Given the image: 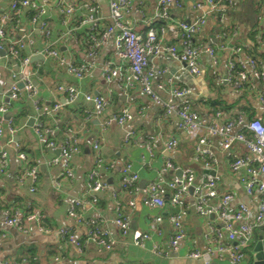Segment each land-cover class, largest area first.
<instances>
[{
	"label": "crops",
	"instance_id": "0c3cea01",
	"mask_svg": "<svg viewBox=\"0 0 264 264\" xmlns=\"http://www.w3.org/2000/svg\"><path fill=\"white\" fill-rule=\"evenodd\" d=\"M15 1L20 0H0V27H5L9 36L25 44L22 54L31 58L36 95L33 98L22 91L17 100L9 98L13 71L19 69L20 62L6 52L0 62V105L5 107L1 115L4 134L0 149L8 152L7 166L4 171L0 170V260L21 261L23 264H206L201 259L191 258L189 253L206 249L209 244L206 234L215 217L199 214L193 198L189 197L190 210L184 219L186 238L174 250L170 243L174 233L171 219L174 207L168 199L162 208L148 207L143 203L145 189L152 182L170 180L174 176L172 171H164L166 163L171 161L175 165L178 169L175 175L180 169L189 168L198 179L208 174L216 176L219 192L233 194L228 207L230 218L241 205L255 214L262 195L247 194L240 179L241 173L231 167L234 159L249 154L242 142L236 141L231 148L223 149L220 137L208 136L203 149L210 148L214 159L207 157L211 166L206 167L205 160L196 150L200 136L180 129L177 111L167 114L163 102L173 98L178 104L180 100L172 97L170 92L186 88L191 91L192 107L200 114L204 126L211 123L217 111L223 112V123L240 115L246 121L251 116L264 121V80L253 79L241 88H235L225 80L232 59L248 63L250 50L257 56L264 53V0H222L219 4L220 21H216L214 16L218 11L211 6L197 8L199 0H180L181 7L168 5L169 25H177L179 21L191 23L206 16L207 23L195 35L194 42L205 50L215 48L217 54L216 57L208 51L201 54L200 75L189 73L166 51L156 55L151 67L166 69L165 73L157 74L153 82L162 102L146 95L140 84L125 88L118 80L105 78L109 62L114 66L125 62L118 54L114 34L98 47H93L85 34L90 29L83 24L87 13L83 7L85 0H76L78 8L70 17H66L61 8L65 1L71 0L52 2L46 14L39 17L46 20L49 34L40 21L33 22L41 0H29L28 6L17 9L12 8ZM96 1L102 17L99 30H102L111 22L110 0ZM141 1L143 12H137L133 7L123 19L145 35L160 0ZM178 33L168 31L161 40L162 44L178 45ZM235 46L240 48L236 54ZM50 48L59 52L65 65L44 53ZM39 55L44 58L32 61ZM257 59L264 65L263 59ZM87 62L92 63V67L84 78L79 79L68 72L69 64ZM60 87H75L81 93L106 96L109 106L105 115H95L92 104L83 95L74 103H67L68 95ZM219 101L235 106L229 112L215 109L212 103ZM58 104L61 106L56 108ZM124 109L132 112V121L103 128L106 117ZM39 122L49 142H54L55 146L39 139L35 130ZM10 126L14 128L13 132H10ZM243 131V126L236 124L232 134ZM173 137L178 139L179 145L175 151H169L166 142ZM68 140L79 148L69 161L62 155V147ZM20 153H24L26 159H21ZM128 166L131 172L139 175V179L134 185L125 187L122 179ZM69 167L73 177L67 175ZM31 168L37 171L35 180L26 174ZM94 170H98L99 180L106 185L96 193L97 202L93 201L94 195L89 187ZM74 201L77 216L69 213ZM118 208L129 221L127 235L116 224ZM9 212L27 231L19 225L5 223ZM33 213L42 217V224L49 231L40 229V221H26ZM158 216L162 221L157 223L155 218ZM249 222L251 220L246 217L234 221L237 226ZM65 228L71 230L72 237L62 233ZM136 232H147L150 237L137 245L133 238ZM100 239L112 241L111 248L100 245ZM259 241H264V226L254 229L253 241L239 264H255L258 259L264 262V247L259 253L255 251ZM210 264L232 263L226 259H213Z\"/></svg>",
	"mask_w": 264,
	"mask_h": 264
},
{
	"label": "built area",
	"instance_id": "2783aa9c",
	"mask_svg": "<svg viewBox=\"0 0 264 264\" xmlns=\"http://www.w3.org/2000/svg\"><path fill=\"white\" fill-rule=\"evenodd\" d=\"M56 0H41V5L37 15L33 16V22H41L42 27L46 30L47 22L45 19H40L45 15L50 4ZM136 0H110V23L102 30L100 28L102 17L100 15L99 6L96 0H85L83 7L85 8L86 16L83 24L89 27L92 31L89 38L93 47H98L110 35H115V44L119 56L125 62V66H114L111 62L108 63L104 75L108 81L118 80L123 87L129 88L135 84H140L142 91L157 102H162L160 96L154 89V78L157 74L166 72V69L155 70L151 67L152 59L162 51L168 52L175 60L179 61L192 75H200L202 68L200 65V57L204 51L212 57H216L217 51L215 48L208 47L206 50L203 46L194 42V37L199 33L207 23V17L203 16L194 22L179 21L177 25L168 24L171 14L168 5L176 4L181 7L180 0H160L159 7L155 11L151 25L145 35L139 33L135 28L124 22V14L135 7L137 12H143V1ZM222 0H199L196 3L197 8H202L204 5L211 6L214 10L219 11ZM29 0L15 1L12 8L17 9L19 6H28ZM219 5V6H218ZM78 8V1H65L61 12L66 16H73ZM40 17V18H39ZM5 18H3L4 21ZM178 29V30H177ZM168 31H179L178 45L162 44L161 40L166 36ZM46 33L50 32L46 30ZM6 46V47H5ZM0 48H4L10 58L20 62L19 69L13 71V83L9 90V98L17 100L22 91H25L34 98L36 88L33 83V71L30 68L31 58L23 56L22 51L25 44L8 35L5 27H0ZM240 51L239 47H234L235 54ZM45 54L54 56L59 59L60 63L65 65V60L60 56L59 52L53 48L46 49ZM91 57L94 55L91 53ZM0 55V62L2 60ZM127 65V66H126ZM92 63H83L80 65L69 64L68 72L79 79L85 77L90 71ZM239 68V69H238ZM264 80V65H261L252 56L248 57V63H244L239 59H232L229 63L227 80L235 88L246 86L251 80ZM23 84V88L20 87ZM163 88L162 85L159 86ZM60 90L65 91L68 95L67 103H74L80 95H83L85 100L92 104V109L95 115L104 116L109 106V99L106 96L93 93H81L75 87H60ZM172 97L179 99L180 102L175 104L171 98L167 102H163L167 114L177 111L180 118V129L185 130L193 135L200 136L196 144V150L205 160V166L210 167L211 162L208 160L214 159L213 152L210 148L203 149L207 144L208 136L220 137V146L223 149H229L233 143L242 142L248 150V155L245 157H237L232 161L231 167L233 170L241 173V182L243 183L247 194L253 195L259 193L262 195L261 203L258 211L253 214L245 206L241 205L234 213L233 218L229 217L228 207L233 199V194L230 192L220 193L218 190V179L216 176L208 174L201 179H198L196 173L192 169H184L181 177L175 175L178 169L175 165L168 161L164 171L170 170L174 176L170 180L161 179L152 182L145 189L143 203L148 207L162 208L166 205L167 199L174 207L171 219L174 226V233L171 237V246L177 250L181 242L186 238V230L184 228V219L189 214L188 199L192 197L195 202L196 211L199 214L215 217V222L210 226V231L206 237L209 242L205 250H192L189 256L194 259H201L206 264H210L213 259L229 260L232 264H239L246 256V249L253 241L254 229L258 226H264V121L260 118H253L248 121L240 115L234 119L221 121L223 112L217 111L208 125H203L200 114L192 107L190 100L191 91L186 88H177L172 90ZM61 105H56L59 108ZM5 112V107L0 105V139L4 134L3 118L1 115ZM134 118L129 109L122 110L121 113L106 117L102 126L103 128L116 123L118 125H126ZM243 126L244 131L232 134V129L235 125ZM10 132L14 131L12 126L9 127ZM35 130L39 139L43 143L55 146L54 142H49L46 131L42 123L35 125ZM179 145L176 137L169 139L166 142L169 151H175ZM96 147H98L96 145ZM79 148L72 141H66L62 147V155L68 161L71 160L73 154L78 153ZM21 159H26L24 153L19 154ZM208 157V158H207ZM8 152L0 149V170L4 171L7 166ZM26 174L36 179V169L26 170ZM67 175L73 177L74 173L69 167ZM98 170H94L90 175L89 187L93 192V201L97 202L96 193L105 189L104 182L99 180ZM139 179L137 173L131 172L130 166L125 169L122 182L125 187L134 185ZM77 203L74 201L69 211L71 216L76 214ZM116 224L119 226L123 234L127 235L129 231V221L118 208ZM246 217L251 222L237 226L234 221H238ZM28 222L40 221V229L49 231L42 224V217L38 213H33L27 216ZM158 223L162 221L160 216L155 218ZM7 225H19L23 231L27 229L19 224L16 216L8 213L5 221ZM62 233L71 235V230L68 228L62 229ZM150 237L149 233L136 232L133 236L134 242L140 245L145 239ZM99 244L111 248L113 242L98 240ZM158 250V247H155ZM0 264H23L18 261L1 260Z\"/></svg>",
	"mask_w": 264,
	"mask_h": 264
},
{
	"label": "trees",
	"instance_id": "16d2710c",
	"mask_svg": "<svg viewBox=\"0 0 264 264\" xmlns=\"http://www.w3.org/2000/svg\"><path fill=\"white\" fill-rule=\"evenodd\" d=\"M221 15H222V13H221V10H219L217 13H215V19H216V21H220V18H221ZM103 30V29H102ZM102 30H96V31H102ZM227 32H228V34L229 33H231V32H229L228 30H226ZM85 34L87 35V37H91V34H92V31L91 30H87V31H85ZM250 54H251V56L253 57V58H255L261 65H263V62L261 61H259L257 58L258 57H260L261 59H263V61H264V53H262V54H258V56H257V54H255L254 52H252L251 50H250ZM239 69V68H238ZM213 104V107H215V109H218V110H222V111H225V112H229L230 110H232L233 108H234V106H235V104H228L227 102H222V101H219V102H213L212 103ZM251 119H253L254 117L253 116H251L250 117ZM19 262V261H18ZM21 262V261H20ZM22 263V262H21Z\"/></svg>",
	"mask_w": 264,
	"mask_h": 264
},
{
	"label": "water",
	"instance_id": "95a60500",
	"mask_svg": "<svg viewBox=\"0 0 264 264\" xmlns=\"http://www.w3.org/2000/svg\"><path fill=\"white\" fill-rule=\"evenodd\" d=\"M0 55L2 57H5L6 56V50L4 48H0ZM43 58H44V55L34 56L33 59H32V61L40 60V59H43ZM225 80H227V75H226ZM35 84H36V82H35ZM23 86H24L23 84H20V87L21 88H23ZM32 123H33V119L30 121L29 125L31 126ZM182 174H183V169H180L177 172V176L181 177ZM263 247H264V241H259V242H257V244L255 246V251L259 253L263 249ZM258 257H259V255H258ZM1 260H3V259H1ZM255 264H264V262L261 261L260 259H258V261Z\"/></svg>",
	"mask_w": 264,
	"mask_h": 264
}]
</instances>
